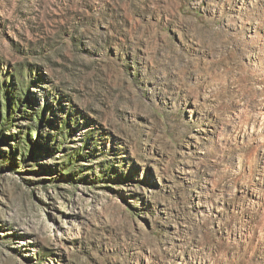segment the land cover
<instances>
[{
  "label": "rangeland",
  "instance_id": "1",
  "mask_svg": "<svg viewBox=\"0 0 264 264\" xmlns=\"http://www.w3.org/2000/svg\"><path fill=\"white\" fill-rule=\"evenodd\" d=\"M0 264H264V0H0Z\"/></svg>",
  "mask_w": 264,
  "mask_h": 264
}]
</instances>
